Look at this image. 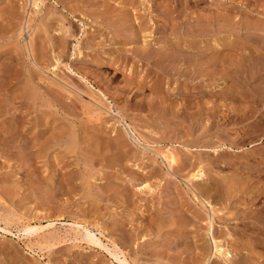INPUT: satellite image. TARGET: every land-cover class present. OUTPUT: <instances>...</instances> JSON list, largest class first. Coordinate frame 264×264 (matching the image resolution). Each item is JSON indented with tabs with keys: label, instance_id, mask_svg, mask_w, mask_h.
<instances>
[{
	"label": "rangeland",
	"instance_id": "rangeland-1",
	"mask_svg": "<svg viewBox=\"0 0 264 264\" xmlns=\"http://www.w3.org/2000/svg\"><path fill=\"white\" fill-rule=\"evenodd\" d=\"M40 1L0 0V130L16 118L19 126L8 149L0 134V225L8 219L16 235L0 233V264H119L75 239L69 225L79 220L102 230L133 264H264V0ZM81 2L86 6L69 15ZM161 4L177 10L166 15ZM93 6L104 15L111 6L109 17L129 31L80 11ZM142 22L150 28L142 31ZM145 37L158 49L171 40L170 52L185 56L183 72L174 54L169 75L138 62ZM163 102L169 108L162 114L156 109ZM53 127L77 138L64 159L65 139L40 147ZM41 133L33 147V134ZM117 134L126 135L134 158L116 159ZM168 149L187 167L179 171L177 163L179 172L166 175L160 153ZM199 163L211 180L189 182ZM68 173L76 177L71 191L59 188ZM196 182L220 186V193L202 194L219 211L213 230L194 201ZM52 221L33 237L18 231L26 222ZM212 234L231 257L211 249L202 257Z\"/></svg>",
	"mask_w": 264,
	"mask_h": 264
},
{
	"label": "bare ground",
	"instance_id": "bare-ground-1",
	"mask_svg": "<svg viewBox=\"0 0 264 264\" xmlns=\"http://www.w3.org/2000/svg\"><path fill=\"white\" fill-rule=\"evenodd\" d=\"M37 1H39V0H34V4L35 5H37ZM42 1V0H41ZM40 1V2H41ZM112 1H114V0H112ZM145 1V0H144ZM144 1H141L142 3H144ZM150 1V0H149ZM151 1H153V0H151ZM133 2V1H132ZM257 2H258V0H257ZM141 3V4H142ZM177 3V2H176ZM243 3V2H242ZM71 5V4H70ZM78 7L76 8V9H74V10H72L70 13H69V15H74V12L75 11H78L80 8H81V6H86L83 2H81V4H78L77 5ZM103 6V5H102ZM80 7V8H79ZM94 7V6H93ZM88 8V7H87ZM86 7L85 8H82L80 11H82V12H84V11H87V13L88 14H90V16H92V17H94L95 19H107L106 20V24L110 27V28H114V27H118V28H123V29H126V30H124V31H129L128 29L130 28L129 27V24H127L126 22H123V23H121V21H119L118 19H112V18H110L109 17V13L108 12H110L111 11V6H105V7H103L104 9H106V14L104 15L103 13L104 12H102L100 9V7L98 6L97 8H89L88 10H85V9H87ZM157 8L159 9V11L160 12H162V13H164V14H166V15H169V16H173L174 15V13L176 12V8L174 7V6H168V5H163V4H161V5H158L157 6ZM64 9V8H63ZM68 11V10H67ZM185 11V10H184ZM85 13V12H84ZM111 13V12H110ZM182 13V12H181ZM101 14H103V15H101ZM55 16V15H54ZM169 16H167V17H169ZM129 18V17H128ZM216 22V21H215ZM147 24V23H146ZM146 24H144L143 22H142V24H141V27H140V29L142 30V31H144V30H147L148 28H150V27H148V24L146 25ZM164 26V29L166 30V29H168V26L167 25H163ZM129 27V28H128ZM118 28H117V30H118ZM53 31V30H52ZM70 30H66V34L69 32ZM121 30H119V32H120ZM59 33L61 32V31H58ZM150 32V31H149ZM148 34V33H147ZM146 34V35H147ZM55 35H56V33H55ZM55 35H54V37H55ZM69 35H70V33H69ZM150 35V34H149ZM152 35V34H151ZM124 38H127L128 39V42H132L133 40H134V42H136V40H135V38L136 37H129V35H126ZM60 39V38H59ZM66 40V39H65ZM65 40H64V37H61V39L59 40L60 41V43H61V45H63L64 47L66 46V44H65ZM67 42V41H66ZM56 43H58V41H56ZM158 43L156 42H154V39H151V37L149 38H144V46L143 47H140V48H138V50H137V52H136V58L138 59V62L140 61V62H143V63H146L147 62V64L148 65H152L153 67H155L157 70H159V71H161V72H163V73H165V74H168V71H170V70H168L169 69V64H170V58H171V55H173L174 53H171L170 52V50H171V48H172V42H171V40H169V39H167L166 40V47L165 48H162V49H158V47L156 48L155 46L157 45ZM88 47V46H87ZM155 47V48H154ZM156 49V50H155ZM105 51V50H104ZM107 52V51H106ZM181 53V52H180ZM42 54V53H41ZM183 54L181 53L180 55H179V53L177 54V53H175L173 56H172V61L174 62V60H178V63H177V65L175 66L176 68H178V71L179 72H181L182 71V67H183V62H184V58H185V56H184V58H183V56H182ZM182 56V57H181ZM98 58V57H97ZM120 58V57H119ZM9 59V58H8ZM215 59V61H217V57H215L214 58ZM114 61H116V58H114ZM146 61V62H145ZM96 62H100V64H103V62L100 60V59H97L96 60ZM127 62V61H126ZM114 64V63H113ZM138 64V63H137ZM216 64V63H215ZM3 65V64H2ZM5 65H6V63H5ZM16 65H17V63H16ZM135 65H136V63H135ZM14 66V65H13ZM174 66H173V68H175ZM16 68H17V66H16ZM175 68V72H177V69ZM7 69V68H6ZM5 69V70H6ZM181 69V70H180ZM3 71L4 73H6L7 71ZM10 72V71H9ZM14 72V71H13ZM172 72V71H171ZM173 72H174V70H173ZM172 72V73H173ZM174 72V73H175ZM183 72V71H182ZM8 73V72H7ZM6 73V74H7ZM169 74H171V73H169ZM168 74V75H169ZM159 75V74H158ZM176 75V74H175ZM10 76V75H9ZM8 76V77H9ZM82 76V75H81ZM173 76V75H172ZM178 76H179V74H178ZM5 77V76H4ZM181 77H183L182 76V74H181ZM180 77V78H181ZM11 78H12V76H11ZM15 79V78H14ZM82 79H84V80H88L87 79V77L85 76H82ZM13 80V79H12ZM132 80V79H131ZM8 82V81H7ZM90 81H88V83H89ZM141 82V81H140ZM129 85H131V84H133V83H135L134 81H129V82H127ZM142 83H146L145 82V79H143V81H142ZM140 84V83H139ZM137 85H138V83H137ZM140 86V85H139ZM129 88V87H128ZM132 88V87H131ZM123 92V91H122ZM160 92V91H159ZM26 93V92H25ZM18 94V93H17ZM102 94H103V92H102ZM104 96V95H103ZM106 96V95H105ZM133 96V95H132ZM17 97V96H16ZM130 98H131V96H130ZM129 98V99H130ZM164 101V100H163ZM166 102V101H165ZM165 102H163L164 104H162L161 106H160V108L159 109H156L157 110V112H160L161 111V113L162 112H167V109L169 108V107H167V105L165 104ZM3 105V104H2ZM154 105V104H153ZM4 108V107H3ZM175 108H179V106L178 105H176L175 107H174V109ZM155 109V108H154ZM176 110V109H175ZM204 110V109H203ZM3 111V110H2ZM155 111V110H154ZM181 112V111H180ZM173 113V112H172ZM89 114V113H88ZM163 114V113H162ZM161 114V115H162ZM20 115V114H19ZM174 115V114H173ZM17 116V115H16ZM165 116V115H164ZM17 117H19V116H17ZM10 118V117H9ZM7 119V118H6ZM13 119V118H12ZM100 119V118H99ZM9 121V120H8ZM177 121V120H176ZM2 122V121H1ZM5 122V121H4ZM22 122V121H21ZM50 122V121H49ZM48 122V123H49ZM48 123H46V126H47V124ZM17 124V125H16ZM19 124H21V123H19ZM18 118H16V119H13V120H11L9 123L6 121L5 123H4V125H3V127L1 128V130H0V134L2 135V137H1V141H2V144H4L3 145V147L4 148H7L8 149V147L10 146V144L9 143H11L10 142V140L9 139H7V138H10V133L12 132V131H17L18 130ZM132 127V126H131ZM59 128V127H58ZM53 129V131L49 134V136H46V133H41V134H33V136H32V138H34L33 139V147H37V144H38V142L40 141V139L38 138L39 136H41L42 138H44V136H46V139L44 140V141H42V143L40 142V147L42 146V147H44V149H49L51 146H52V142H56V141H58V140H66V142H67V146H68V148L66 149V152H65V154L61 157L62 159H64V157L67 155V154H72V153H74L75 151H76V141H77V138H76V136L74 135V133L73 132H69L68 130H67V128L65 129H62V130H59V129H57L56 127H53L52 128ZM71 131V130H70ZM115 131V130H114ZM131 131L132 132H127L129 135H131V134H133V135H135L136 134V132L133 130V129H131ZM20 132H23V131H20ZM20 135H22L23 133H19ZM29 134V133H28ZM48 134V133H47ZM9 135V137H6V136H8ZM12 135H14V134H12ZM12 135H11V137H12ZM17 135V134H16ZM125 135V134H124ZM123 134H117L116 136V138L114 139V143H115V152L116 153H119V154H117L118 156V158H116V159H122V158H130V157H135V153H132V155H130V156H128V147H127V145H128V141H127V139H126V135L124 136ZM22 137V136H21ZM26 137V136H25ZM132 137V136H131ZM135 137V136H134ZM133 137V138H134ZM11 139V138H10ZM8 140H9V142H8ZM14 143V142H13ZM132 143V142H131ZM12 145V144H11ZM18 145V144H17ZM114 146V145H113ZM134 146V145H133ZM13 147H15V145L13 146ZM13 147H12V149H13ZM22 147V146H21ZM97 149V148H96ZM130 150V149H129ZM189 150H191V149H189ZM14 152V151H13ZM44 152V151H43ZM23 153H25V152H23ZM160 155H161V157H162V159H163V162H164V164L163 165H161V166H165L166 168H167V171H166V175H168V174H172V172H174L175 170H177L178 171V169H179V171H182L184 168H186L187 167V164H189L188 163V160L187 159H184L183 157H180L179 158V156H176L174 153H173V151H170L169 149L165 152V153H160ZM179 159H178V158ZM192 157V156H191ZM37 158V157H36ZM189 158V157H188ZM111 161V160H110ZM115 161V160H114ZM129 161V160H128ZM65 162V161H64ZM124 162V161H123ZM179 164L180 165V167H178V169H176L175 167H176V164ZM200 164V163H199ZM203 164V163H202ZM137 169V168H136ZM154 170V169H153ZM178 171V172H179ZM134 174L135 173V171H132L131 172V174ZM155 173H157V171L156 170H154V171H151L150 172V176L149 177H152V176H154V174ZM191 173V172H190ZM69 174V173H68ZM76 174V173H75ZM67 175V174H66ZM66 175H64V176H66ZM77 175V174H76ZM68 176V175H67ZM65 177V178H63V179H61V183H60V189H63L64 188V186H67L68 188H69V191H71V190H73V186H71V187H69L73 182L72 181H74L75 179H76V177H74V175H71V174H69V177ZM206 177V173H205V169H204V167H203V165H199L195 170H194V172L193 173H191L190 174V178H189V182H191V181H209V180H211V178L210 179H208V177L207 178H205ZM131 179V178H130ZM230 179H232V178H230ZM133 180V179H132ZM233 180V179H232ZM232 180H231V182H232ZM112 181V180H111ZM135 181H136V179H135ZM235 181V180H234ZM233 181V182H234ZM146 181H144V182H141L140 183V185H142V184H146L145 183ZM148 182V181H147ZM197 183V185L196 186H198V189L197 190H193L194 192V195H193V197H194V201L197 203V204H199V205H201L202 207H203V209H205L206 211H207V218L209 219V225H210V230H213V227L215 226V224H214V222H215V219H217V217H218V209L215 207V205H214V203L212 202V201H210V199L209 198H207V199H205L203 196H202V194H209V192L210 191H214L215 193H218L219 192V190H221V189H219L220 188V186H218L217 184H212V183H210L209 185H207V184H205V183H201V182H196ZM135 183H134V181H133V185H134ZM136 185H138V184H136ZM190 185V184H189ZM226 185H227V193H229V190H230V188H232V184L229 182V181H227L226 182ZM48 186V185H47ZM148 185L146 184V185H144V187L146 188ZM66 187V188H67ZM149 187V186H148ZM142 188V187H141ZM222 188H223V186H222ZM65 189V188H64ZM75 189V188H74ZM124 191V190H123ZM143 191V190H142ZM220 193V192H219ZM73 194V193H72ZM129 194V193H128ZM226 194V193H225ZM229 195V194H228ZM46 199H50V197H51V193H49V191L48 192H46ZM58 213V212H57ZM182 216V215H181ZM195 218H196V220H198V221H200L203 217H204V214L202 213V212H196L195 213V216H194ZM85 218V217H84ZM38 219H40V218H38ZM154 219H159L162 223H166L165 222V220L160 216H156V217H154ZM259 219V218H258ZM257 219V220H258ZM259 222H261L263 225H264V220L262 221L261 219H259L258 220ZM176 222H178L179 223V225L181 226L180 227V229H179V231H180V233H184V231L186 230V225H187V221L185 220V219H183V218H178L177 220H176ZM36 223V222H35ZM72 223V222H71ZM41 224V223H40ZM70 224V223H69ZM54 225H55V223H54V221H52V222H50V223H48L47 225H44V224H41V225H38V224H35V225H33V224H31L30 222H26V223H24L23 224V227L22 228H20V230H18L19 231V233H22L24 236H26V237H33L34 235H36V234H38L39 232H42V231H44L45 229H47V228H51V227H54ZM165 225V224H164ZM10 221L8 220V219H6V222H5V225L4 226H2V225H0V233L4 236H12V237H16V235L13 233V231L10 229ZM69 226H71V228L70 229H72L74 232H76V240H78V241H85L86 243H87V245H89V247H99V248H101V249H103V250H106V252L107 253H109L110 255H111V258H113V260L114 261H116V262H118L119 264H133L134 263V261L132 260V262H131V259H129L128 258V256L126 255V253L124 252V250L118 245V244H116V242L115 241H113V240H111L110 238H108L105 234H104V232L102 231V230H100V229H98L99 231V233H96V232H94L87 224H84V222L83 223H81V221L79 220V221H74L72 224H70ZM162 226V225H161ZM114 228H115V230H118L119 229V226H118V224H115L114 225ZM58 230V229H57ZM214 232V231H213ZM18 233V232H17ZM43 233V232H42ZM72 234V233H71ZM75 234V233H74ZM73 234V235H74ZM214 234H215V232H214ZM214 234H212V236H211V239H210V242H211V244L212 245H205V244H202L201 245V250L200 251H202V253H201V255H202V257H206L207 255H209L211 252H212V254H213V256H219V257H221V256H229V257H231L230 256V252H227L226 251V249H224V247H223V245L221 244V241H219V239H217V237H215L214 236ZM220 234V233H219ZM98 235H100V236H98ZM62 236V235H61ZM117 236V235H116ZM75 237V236H74ZM103 237H105V238H107V240H108V242L109 243H112V247H110L109 246V243L108 242H106V243H108V244H106L104 241H103ZM63 238V237H62ZM78 238H80V239H78ZM44 242H46V241H44ZM50 244V243H49ZM49 246V245H48ZM51 247V246H50ZM53 247V246H52ZM211 249V252L209 251V250Z\"/></svg>",
	"mask_w": 264,
	"mask_h": 264
}]
</instances>
